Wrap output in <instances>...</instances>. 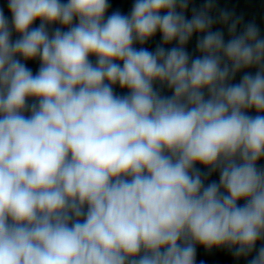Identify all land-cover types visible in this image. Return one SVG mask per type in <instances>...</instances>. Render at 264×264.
<instances>
[{"label": "clouds", "instance_id": "1", "mask_svg": "<svg viewBox=\"0 0 264 264\" xmlns=\"http://www.w3.org/2000/svg\"><path fill=\"white\" fill-rule=\"evenodd\" d=\"M190 2L7 0L0 264H196L197 244L264 264V38L215 0L187 18Z\"/></svg>", "mask_w": 264, "mask_h": 264}]
</instances>
